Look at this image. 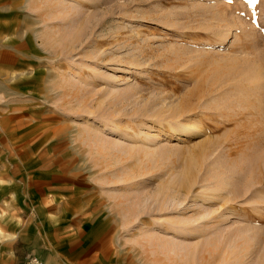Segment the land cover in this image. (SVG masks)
I'll list each match as a JSON object with an SVG mask.
<instances>
[{
    "label": "rangeland",
    "instance_id": "rangeland-1",
    "mask_svg": "<svg viewBox=\"0 0 264 264\" xmlns=\"http://www.w3.org/2000/svg\"><path fill=\"white\" fill-rule=\"evenodd\" d=\"M263 255L264 0H0V264Z\"/></svg>",
    "mask_w": 264,
    "mask_h": 264
},
{
    "label": "bare ground",
    "instance_id": "bare-ground-1",
    "mask_svg": "<svg viewBox=\"0 0 264 264\" xmlns=\"http://www.w3.org/2000/svg\"><path fill=\"white\" fill-rule=\"evenodd\" d=\"M229 31H228V29L227 28H222L221 29V31L219 32V38L216 40V42H215V44L213 45V47L211 48V50H210V53L213 55V56H217V55H219V54H221V52H222V50H223V48H224V46H225V44H226V42L228 41V33ZM84 77V75H79V78L80 79H82ZM203 81V80H202ZM215 82L217 81V80H214ZM204 83H207V82H204ZM208 83L211 85L212 83H211V81H208ZM207 83V84H208ZM203 84V82H201V83H199V85H202ZM205 87V86H204ZM209 87V86H208ZM202 88V87H201ZM203 127V125H199V123H198V121L197 122H194L191 126H190V132L187 134V135H185L186 137H188V139H186L185 141H190V139H194V137H195V133L197 132H199L200 130H201V128ZM122 130H116V134H120V133H122L121 132ZM182 134L180 133V134H178L177 136H176V139H180V138H182V136H181ZM4 258V257H3ZM5 261V260H4ZM245 264H247V263H245ZM257 264H264V255L263 256H261V258L259 259V261H258V263Z\"/></svg>",
    "mask_w": 264,
    "mask_h": 264
},
{
    "label": "built area",
    "instance_id": "built-area-1",
    "mask_svg": "<svg viewBox=\"0 0 264 264\" xmlns=\"http://www.w3.org/2000/svg\"><path fill=\"white\" fill-rule=\"evenodd\" d=\"M27 264H43V261L38 256H33L29 259Z\"/></svg>",
    "mask_w": 264,
    "mask_h": 264
},
{
    "label": "crops",
    "instance_id": "crops-1",
    "mask_svg": "<svg viewBox=\"0 0 264 264\" xmlns=\"http://www.w3.org/2000/svg\"><path fill=\"white\" fill-rule=\"evenodd\" d=\"M16 236H17V235H16ZM11 239H12V240L16 239L15 234H13V237L11 236Z\"/></svg>",
    "mask_w": 264,
    "mask_h": 264
},
{
    "label": "snow or ice",
    "instance_id": "snow-or-ice-1",
    "mask_svg": "<svg viewBox=\"0 0 264 264\" xmlns=\"http://www.w3.org/2000/svg\"><path fill=\"white\" fill-rule=\"evenodd\" d=\"M253 2H256V0H253Z\"/></svg>",
    "mask_w": 264,
    "mask_h": 264
}]
</instances>
